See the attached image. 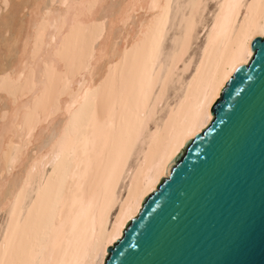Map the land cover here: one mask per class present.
I'll return each instance as SVG.
<instances>
[{"label":"snow or ice","instance_id":"obj_1","mask_svg":"<svg viewBox=\"0 0 264 264\" xmlns=\"http://www.w3.org/2000/svg\"><path fill=\"white\" fill-rule=\"evenodd\" d=\"M84 7L0 0V264H167L224 196L220 258L207 264H245L264 246V165L257 176L244 159L257 115L264 126V0H91L87 27L98 32L77 60L64 41L86 27ZM221 34L229 54L204 78ZM184 84L196 85L195 113L161 149L157 117ZM201 136L205 159L190 167ZM54 176L56 204L45 207Z\"/></svg>","mask_w":264,"mask_h":264},{"label":"water","instance_id":"obj_2","mask_svg":"<svg viewBox=\"0 0 264 264\" xmlns=\"http://www.w3.org/2000/svg\"><path fill=\"white\" fill-rule=\"evenodd\" d=\"M212 135L214 132L209 134L208 139H211ZM204 141L205 138L201 136L196 141L195 146L189 145L188 161L190 167L200 165L201 161L205 159L200 151V145ZM244 159L246 163L250 162L255 167L257 176H259V170L264 165V126L261 124L259 115H257L254 128L248 137ZM177 206L181 208V211H184L179 202ZM228 212L227 196L214 200L206 210L202 211L196 222L197 226L189 229L182 237L179 245L174 246L162 259L167 264H207L209 261L220 258L216 253V248L218 238L228 223ZM187 219L188 213H185L177 224L183 225ZM242 259L245 264H264V246L257 242Z\"/></svg>","mask_w":264,"mask_h":264},{"label":"bare ground","instance_id":"obj_3","mask_svg":"<svg viewBox=\"0 0 264 264\" xmlns=\"http://www.w3.org/2000/svg\"><path fill=\"white\" fill-rule=\"evenodd\" d=\"M82 4L85 5L83 9H81L83 22L86 25L83 29H78L76 33L69 36L65 41V48L63 49V52L65 55H69L73 51H75L77 60L79 59V56L81 55L80 49H83V55L87 57L91 54V41L94 38L95 34L98 32V29L87 27V25L90 24V20L93 16V13L86 7L91 0H80ZM204 43H207V37L202 38ZM59 42V41H58ZM230 50V44L228 41V38L224 35H218L214 38L213 44L209 47V55L206 58L205 61V68L202 70V76L204 78L207 77L208 73L215 70V64L218 60V58L223 57L225 60L227 59V56L229 54ZM122 68H114L113 72L119 77L120 71ZM191 72L194 73L195 69H190ZM188 79L191 80V76H188ZM89 82L91 83V79L89 78ZM185 94L187 98H185ZM196 96H197V89L196 85L194 84L192 90L189 92L187 84H184L182 87L177 86L176 91L173 93V96L171 98V102L165 101V108L161 111L164 113V115L158 116L157 118L161 120V123L159 125L160 127V136L159 139L161 140V143L159 147L163 148V139L167 137L168 135L172 134L173 132H177L180 129V126L182 122L190 118L195 113V106H196ZM183 101V105L181 102ZM23 103V101H22ZM48 103V98L43 97L40 101L37 102L38 105L42 106ZM171 113V120L167 125L164 124V121L169 120L168 114ZM44 115L43 110H41V116ZM145 151H148L147 148H145ZM151 166V156H149L148 164L144 167V175L142 178H147L150 174L149 169ZM48 171H51V169H48ZM45 169L43 167H39L36 172L37 182L41 179H46L45 182L48 183V178L44 175ZM50 193L48 196H45L42 203L45 207L54 206L56 204V194L55 190L59 186V177L54 176L51 179L50 182ZM121 191L123 195L127 196V189L124 186L123 181H121ZM133 197L136 195V189L133 188L132 192ZM119 196V193H118ZM64 199H67V196L65 195ZM59 207H65L63 203L59 205ZM37 210H40V205H38ZM68 208H65V217L68 215ZM57 216V222H59V211L56 212ZM107 219V217H106ZM114 219V217H113ZM88 227L91 228V220L88 221ZM99 227V225H97Z\"/></svg>","mask_w":264,"mask_h":264},{"label":"rangeland","instance_id":"obj_4","mask_svg":"<svg viewBox=\"0 0 264 264\" xmlns=\"http://www.w3.org/2000/svg\"><path fill=\"white\" fill-rule=\"evenodd\" d=\"M44 181L46 180V179H43Z\"/></svg>","mask_w":264,"mask_h":264}]
</instances>
